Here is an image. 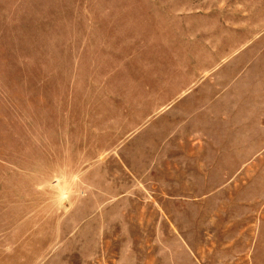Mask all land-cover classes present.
Segmentation results:
<instances>
[{
	"label": "rangeland",
	"instance_id": "rangeland-1",
	"mask_svg": "<svg viewBox=\"0 0 264 264\" xmlns=\"http://www.w3.org/2000/svg\"><path fill=\"white\" fill-rule=\"evenodd\" d=\"M0 264H264V0H0Z\"/></svg>",
	"mask_w": 264,
	"mask_h": 264
}]
</instances>
